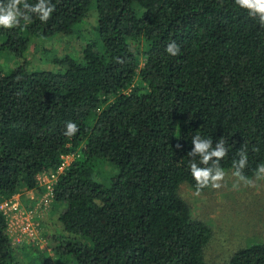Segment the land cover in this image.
Wrapping results in <instances>:
<instances>
[{"label":"trees","instance_id":"trees-1","mask_svg":"<svg viewBox=\"0 0 264 264\" xmlns=\"http://www.w3.org/2000/svg\"><path fill=\"white\" fill-rule=\"evenodd\" d=\"M51 2L46 23L33 15L27 27L0 28V48L22 59L33 39H81L92 7L98 32L79 59L56 60L58 72L26 63L0 70V202L37 189L40 176L58 173L74 156L54 185L63 228L54 236L56 257L208 264L212 231L179 195L185 183L196 191L187 154L199 134L213 145L226 141L224 170H235L242 148L247 177L264 163V26L234 0ZM136 41L147 45L142 54ZM171 41L177 56L165 51ZM68 121L79 126L73 137L63 134ZM100 162L118 169L108 184L96 180ZM0 264H19L1 210ZM37 264L53 259L41 253ZM227 264H264V243Z\"/></svg>","mask_w":264,"mask_h":264},{"label":"rangeland","instance_id":"rangeland-1","mask_svg":"<svg viewBox=\"0 0 264 264\" xmlns=\"http://www.w3.org/2000/svg\"><path fill=\"white\" fill-rule=\"evenodd\" d=\"M86 19L83 28L85 33L81 39L74 36H56L31 40L30 47L22 59L0 48V70L9 72L23 64H28L30 70H47L58 72L56 60L65 56L79 59L85 44L94 40L97 35V12L94 7ZM0 40V44H1ZM135 50L142 54L147 45L143 41L133 43ZM139 79H135V84ZM74 156L66 157L70 165ZM227 176L220 189L207 188L197 192L187 183L180 186V198L190 207L192 217L210 227L212 237L204 247V259L208 264H227L240 250L256 243H264V179L255 180L254 187H246L242 183L238 190L232 185L236 178L233 170H225ZM118 173V169L109 162H100L95 169L96 180L108 184ZM19 195V196H18ZM45 178L39 180V187L15 195L9 200L18 201L23 210H34L33 222L36 226L34 238L22 237L16 216L7 218L8 231L16 249L19 264H37L41 253L49 255L53 264H78L67 258L55 256L57 244L54 236L63 234V228L58 222L60 209L55 206L54 199H47ZM20 217V216H19ZM19 219V218H18ZM22 220V219H20ZM14 226L15 229L11 228Z\"/></svg>","mask_w":264,"mask_h":264},{"label":"clouds","instance_id":"clouds-1","mask_svg":"<svg viewBox=\"0 0 264 264\" xmlns=\"http://www.w3.org/2000/svg\"><path fill=\"white\" fill-rule=\"evenodd\" d=\"M235 4L241 9L247 11L248 15L253 19H258L261 26H264V0H234ZM55 4L51 0H37L35 4H30L28 0H0V28L13 29L20 28L21 22L23 26L32 23V17L35 15L41 22H47L51 19L55 11ZM165 51L171 56L180 54V46L171 41L167 44ZM118 62H122L119 61ZM65 132L67 137H73L79 131V126L72 121L66 122ZM193 145L188 156L190 161V173L196 182V192L199 194L205 188L220 189L223 181L227 176L225 170L221 167L220 161L228 155L226 141L223 138L213 145L211 137L202 138L199 134L192 137ZM181 145H177L180 148ZM257 151V149H253ZM238 160L233 161L235 169L232 175L236 178L233 183V189L238 190L242 183L246 187H254L255 181L244 174V169L248 164V155L246 148L238 151ZM197 158H199L197 160ZM255 180L264 179V163H260L254 172Z\"/></svg>","mask_w":264,"mask_h":264},{"label":"built area","instance_id":"built-area-1","mask_svg":"<svg viewBox=\"0 0 264 264\" xmlns=\"http://www.w3.org/2000/svg\"><path fill=\"white\" fill-rule=\"evenodd\" d=\"M69 166L66 162L60 167L58 173L52 174V175H44L42 177L45 178V187L47 190V199L45 201H48L49 199L54 198V185L58 179L59 174H61L65 168ZM41 178V177H40ZM39 178V179H40ZM0 210L4 213L5 217H10L11 214H17L19 216H16V229L18 225L19 232L21 233L22 237L25 238H34L36 235V226L35 223L33 222V218L36 214V211L34 210H23L21 208V205L18 201L10 200L5 202L2 206H0ZM19 218V219H18ZM22 219V220H20ZM7 220V218H6ZM11 228L15 229L14 226L12 225ZM9 233V231H8Z\"/></svg>","mask_w":264,"mask_h":264},{"label":"crops","instance_id":"crops-1","mask_svg":"<svg viewBox=\"0 0 264 264\" xmlns=\"http://www.w3.org/2000/svg\"><path fill=\"white\" fill-rule=\"evenodd\" d=\"M44 176V175H43ZM40 177H42V176H40ZM19 196V195H18Z\"/></svg>","mask_w":264,"mask_h":264}]
</instances>
